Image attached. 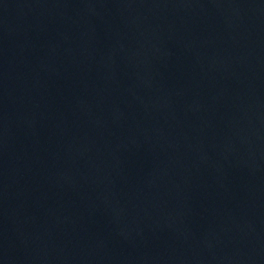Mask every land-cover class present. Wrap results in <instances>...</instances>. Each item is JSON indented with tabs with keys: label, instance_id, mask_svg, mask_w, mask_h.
Returning a JSON list of instances; mask_svg holds the SVG:
<instances>
[{
	"label": "water",
	"instance_id": "water-1",
	"mask_svg": "<svg viewBox=\"0 0 264 264\" xmlns=\"http://www.w3.org/2000/svg\"><path fill=\"white\" fill-rule=\"evenodd\" d=\"M0 264H264V0H0Z\"/></svg>",
	"mask_w": 264,
	"mask_h": 264
}]
</instances>
